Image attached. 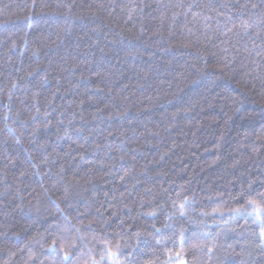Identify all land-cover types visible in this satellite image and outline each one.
Listing matches in <instances>:
<instances>
[{"label":"trees","instance_id":"1","mask_svg":"<svg viewBox=\"0 0 264 264\" xmlns=\"http://www.w3.org/2000/svg\"><path fill=\"white\" fill-rule=\"evenodd\" d=\"M261 193L262 0H0V264H264Z\"/></svg>","mask_w":264,"mask_h":264},{"label":"snow or ice","instance_id":"2","mask_svg":"<svg viewBox=\"0 0 264 264\" xmlns=\"http://www.w3.org/2000/svg\"><path fill=\"white\" fill-rule=\"evenodd\" d=\"M262 3H264V0H262ZM252 7H256V5H252ZM243 27L245 28V30H247L248 26L243 25ZM262 202H264V193L260 194V200L248 199L243 207L230 209L229 219L233 218L234 216L244 217V216L254 215L255 220H258L260 222L259 237L262 246H264V203ZM184 206H185L184 204L180 205L181 210L184 208ZM248 208L252 209L251 213L248 212ZM181 214L183 215V212H181ZM220 215L222 216L223 213H220ZM53 247H55V243L53 244ZM209 251H211V249H209ZM68 255H69L68 253H65V259H68ZM119 255H120L119 245H117L116 252H112L111 250H109L108 252L109 259L117 258Z\"/></svg>","mask_w":264,"mask_h":264},{"label":"rangeland","instance_id":"3","mask_svg":"<svg viewBox=\"0 0 264 264\" xmlns=\"http://www.w3.org/2000/svg\"><path fill=\"white\" fill-rule=\"evenodd\" d=\"M172 264H188V262L186 261V259H181L175 263H172Z\"/></svg>","mask_w":264,"mask_h":264}]
</instances>
